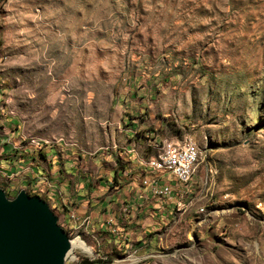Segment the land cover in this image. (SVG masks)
Here are the masks:
<instances>
[{"label": "rangeland", "instance_id": "rangeland-1", "mask_svg": "<svg viewBox=\"0 0 264 264\" xmlns=\"http://www.w3.org/2000/svg\"><path fill=\"white\" fill-rule=\"evenodd\" d=\"M0 78L33 146L97 159L144 125L197 152L154 252L67 232L64 264H264V0H0Z\"/></svg>", "mask_w": 264, "mask_h": 264}, {"label": "crops", "instance_id": "crops-1", "mask_svg": "<svg viewBox=\"0 0 264 264\" xmlns=\"http://www.w3.org/2000/svg\"><path fill=\"white\" fill-rule=\"evenodd\" d=\"M2 85L0 78V188L8 198L21 190L38 196L66 232L133 246L138 255L154 252L163 230L187 216L195 189L191 181L183 186L145 165L164 143L151 132L142 136L146 126L127 129L113 157L100 153L90 160L68 154L60 144L33 146L2 106ZM164 187L170 188L168 195H155L154 189Z\"/></svg>", "mask_w": 264, "mask_h": 264}, {"label": "water", "instance_id": "water-1", "mask_svg": "<svg viewBox=\"0 0 264 264\" xmlns=\"http://www.w3.org/2000/svg\"><path fill=\"white\" fill-rule=\"evenodd\" d=\"M67 232L38 196L24 190L8 198L0 188V264H64Z\"/></svg>", "mask_w": 264, "mask_h": 264}, {"label": "built area", "instance_id": "built-area-1", "mask_svg": "<svg viewBox=\"0 0 264 264\" xmlns=\"http://www.w3.org/2000/svg\"><path fill=\"white\" fill-rule=\"evenodd\" d=\"M192 152V148H191ZM164 157L170 158V168L161 169V172L168 173L173 179L177 181V178H184V185L186 181L190 179L189 172L185 171L186 154H183V141L182 142H170V152H164ZM145 165L153 172L154 169H159L156 164L149 161L145 162ZM170 192L169 187L162 189H154L155 195H168ZM86 223V220L83 221Z\"/></svg>", "mask_w": 264, "mask_h": 264}, {"label": "bare ground", "instance_id": "bare-ground-1", "mask_svg": "<svg viewBox=\"0 0 264 264\" xmlns=\"http://www.w3.org/2000/svg\"><path fill=\"white\" fill-rule=\"evenodd\" d=\"M191 148H192V152H191ZM164 152H170V145H167L155 158L148 160L149 162L156 164V167L159 168L154 170L161 171V169L170 168V158L164 157ZM183 154H186V159H188L185 161V171L189 172V176H190V179L185 183L188 184L194 173V168L197 161V152L194 146L187 142L183 144ZM177 182L184 185V178H177ZM82 247H83L82 243L79 240L69 239V251L67 252V256L71 253V250H75V249L81 250Z\"/></svg>", "mask_w": 264, "mask_h": 264}, {"label": "trees", "instance_id": "trees-1", "mask_svg": "<svg viewBox=\"0 0 264 264\" xmlns=\"http://www.w3.org/2000/svg\"><path fill=\"white\" fill-rule=\"evenodd\" d=\"M109 261H104V260H88V259H85L82 261L81 264H106L108 263Z\"/></svg>", "mask_w": 264, "mask_h": 264}]
</instances>
